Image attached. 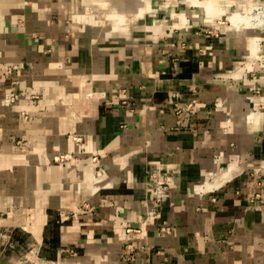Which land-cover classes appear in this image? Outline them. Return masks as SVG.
Wrapping results in <instances>:
<instances>
[{
	"label": "crops",
	"instance_id": "1",
	"mask_svg": "<svg viewBox=\"0 0 264 264\" xmlns=\"http://www.w3.org/2000/svg\"><path fill=\"white\" fill-rule=\"evenodd\" d=\"M100 2L0 0V264H264V0Z\"/></svg>",
	"mask_w": 264,
	"mask_h": 264
},
{
	"label": "built area",
	"instance_id": "2",
	"mask_svg": "<svg viewBox=\"0 0 264 264\" xmlns=\"http://www.w3.org/2000/svg\"><path fill=\"white\" fill-rule=\"evenodd\" d=\"M198 102V98L195 95H192L189 97L188 101L185 102V104L177 106V112L181 113H192L195 111L196 104ZM71 157V154L67 152L63 153H55L53 155V159L55 161H66ZM170 177L171 173L168 171H161V172H153L152 173V179L148 181V184L152 187V194H153V201L155 203L156 207L150 208V210L147 211V216H154L158 215V207L159 204H161L163 198L166 196V194L169 192V183H170ZM257 183L261 185L262 179H258ZM264 195V186L262 187L261 191L255 192L254 196L251 198H261V196ZM125 232V243L123 246V252H122V258L125 261L131 260V250L133 248H138V244L136 242L140 232V227L135 226H127L124 230ZM69 250L73 251V248L70 247Z\"/></svg>",
	"mask_w": 264,
	"mask_h": 264
},
{
	"label": "rangeland",
	"instance_id": "3",
	"mask_svg": "<svg viewBox=\"0 0 264 264\" xmlns=\"http://www.w3.org/2000/svg\"><path fill=\"white\" fill-rule=\"evenodd\" d=\"M100 1L101 2L99 3V5H101V7H102L101 10H106V13H105L104 16H107L110 13L111 14L114 13L113 11H110V9H109L112 5L108 2V0H100ZM120 9L121 8H119L117 10V13H116V16L114 17V20H117V21H120L121 20L120 22H122L123 23V26H125L124 24L126 23V20L128 21V19L126 18V20H125L124 11L123 10H120ZM121 14H123V15H121ZM112 18H113V16H112ZM100 19H101V21L103 20L102 27L108 28V25H109V22H110L109 17L106 18V17L101 16ZM22 110L29 111L27 109H22ZM7 117H11V116H6V118ZM17 117H18L19 121L22 123L23 126H26V123L29 122V119H30V116H28V113L27 112L21 113L20 115L17 114ZM2 126L3 125L0 124V135L6 133V132H3L2 131ZM57 153H63V152H57ZM60 160H58V161H55L54 160V162L55 163H62L63 161H60ZM8 165L10 167V164L9 163L8 164H5L6 169L8 168ZM1 169H3V167H1ZM11 171H12V169L10 170V172Z\"/></svg>",
	"mask_w": 264,
	"mask_h": 264
},
{
	"label": "bare ground",
	"instance_id": "4",
	"mask_svg": "<svg viewBox=\"0 0 264 264\" xmlns=\"http://www.w3.org/2000/svg\"><path fill=\"white\" fill-rule=\"evenodd\" d=\"M209 3L210 2H208V4ZM231 21L233 24H237L243 27H256L264 25V6L263 8L258 6L254 12H234L231 17Z\"/></svg>",
	"mask_w": 264,
	"mask_h": 264
}]
</instances>
